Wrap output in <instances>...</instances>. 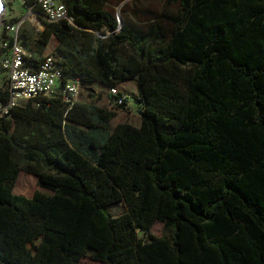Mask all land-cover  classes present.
<instances>
[{
  "label": "trees",
  "instance_id": "16d2710c",
  "mask_svg": "<svg viewBox=\"0 0 264 264\" xmlns=\"http://www.w3.org/2000/svg\"><path fill=\"white\" fill-rule=\"evenodd\" d=\"M61 1L74 26L43 19L29 65L54 38L62 83L135 81L142 123L47 98L1 118L0 264H264V0H168L117 32L108 0ZM21 172L49 193L15 194Z\"/></svg>",
  "mask_w": 264,
  "mask_h": 264
},
{
  "label": "built area",
  "instance_id": "2783aa9c",
  "mask_svg": "<svg viewBox=\"0 0 264 264\" xmlns=\"http://www.w3.org/2000/svg\"><path fill=\"white\" fill-rule=\"evenodd\" d=\"M43 15L39 16L28 8V15L35 20L44 19L48 23L67 22L74 26L73 18L69 16L66 5L61 0H35ZM23 3V0H22ZM28 17L17 23H6L4 29L11 36L0 44V70L4 74L5 84L0 87V119L10 118L15 107L26 106L39 98L59 99L71 106L80 93L81 83L78 80L61 82V73L53 54L46 55L38 67H32L28 59L32 57L20 40V28ZM43 27V23L38 21ZM120 27L118 26L119 31ZM116 88L109 89V95L114 97L117 106L128 107L127 97Z\"/></svg>",
  "mask_w": 264,
  "mask_h": 264
},
{
  "label": "rangeland",
  "instance_id": "374dc122",
  "mask_svg": "<svg viewBox=\"0 0 264 264\" xmlns=\"http://www.w3.org/2000/svg\"><path fill=\"white\" fill-rule=\"evenodd\" d=\"M3 16L0 25V35L3 32V28L6 23L13 19L22 21L25 17H28L23 22L20 28V40L28 39V47L25 49L32 56L36 54V41L39 37V32L44 30L38 21L42 22L43 19L39 18L35 20L32 15H28V10L22 5V0H3ZM109 9L115 14L117 24L119 27L122 26L124 20L134 21L140 27H145L150 23V19H159L165 22L167 18L165 16H173L178 11V6L176 4L168 3V0H108ZM136 9L138 14L133 16L132 11ZM99 35V34H98ZM99 37L104 38L105 35H99ZM1 42V40H0ZM56 46V40L53 38L49 45L46 47L42 56L50 55L53 53ZM5 84V78L3 72L0 70V87ZM129 84V83H128ZM122 88V94L125 95L129 102L131 103L126 109L117 110L116 104L113 99H108L109 88L103 84H96L94 86L81 87L80 93L77 97V101L88 102L96 106L105 109H115L117 110V117L112 121L110 126H115L119 123H129L132 125L138 124L140 116L138 110H140L139 103L137 102V97L128 94L129 85ZM130 93V92H129ZM43 191L49 193L45 190H41L37 185V178L29 175L25 172L19 174V178L16 182L15 194H19L28 198H31L35 192ZM107 211L112 216H119L127 212V208L123 203L116 204L107 207ZM152 234L156 237H169L171 232L170 229L161 222L154 224L152 228ZM141 238L143 236L139 234ZM82 264H102L91 257H85L82 259Z\"/></svg>",
  "mask_w": 264,
  "mask_h": 264
},
{
  "label": "crops",
  "instance_id": "0c3cea01",
  "mask_svg": "<svg viewBox=\"0 0 264 264\" xmlns=\"http://www.w3.org/2000/svg\"><path fill=\"white\" fill-rule=\"evenodd\" d=\"M129 83V84H128ZM127 84L129 85V89L131 90V91H128V94H131V95H133L134 97H137V86H136V83H135V81H127V82H124V83H122V84H120V85H118V86H116L115 88L120 92V93H122V88H124L125 86H127ZM94 85H96V84H94ZM94 85H91V86H94ZM130 92V93H129ZM125 96V95H124ZM126 97V96H125ZM108 99H110V96L108 95ZM86 102V101H85ZM127 102H128V106H130L131 105V103L129 102V100H128V98H127ZM86 103H88V102H86ZM109 110H111V109H109ZM115 119V118H114ZM113 119V120H114ZM112 120V121H113ZM112 123V122H111ZM141 123H142V118L140 117V120L138 121V124H135L134 126H136V127H139L140 125H141ZM116 126V125H115ZM115 126H111V129H113ZM33 176V175H32ZM35 177V176H34ZM19 178V177H18ZM15 190V189H14ZM17 195H19V194H17ZM28 198V197H27Z\"/></svg>",
  "mask_w": 264,
  "mask_h": 264
},
{
  "label": "water",
  "instance_id": "95a60500",
  "mask_svg": "<svg viewBox=\"0 0 264 264\" xmlns=\"http://www.w3.org/2000/svg\"><path fill=\"white\" fill-rule=\"evenodd\" d=\"M3 11H4L3 0H0V25H1V21H2ZM137 112H138L139 116L142 117L141 111L138 110Z\"/></svg>",
  "mask_w": 264,
  "mask_h": 264
}]
</instances>
